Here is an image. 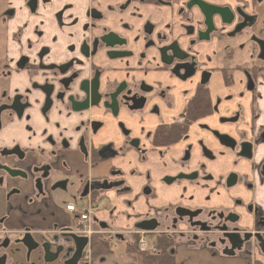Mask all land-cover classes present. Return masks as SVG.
<instances>
[{"label": "flooded vegetation", "instance_id": "1", "mask_svg": "<svg viewBox=\"0 0 264 264\" xmlns=\"http://www.w3.org/2000/svg\"><path fill=\"white\" fill-rule=\"evenodd\" d=\"M263 94L264 0H0V264H264ZM133 187L129 230L94 219Z\"/></svg>", "mask_w": 264, "mask_h": 264}, {"label": "crops", "instance_id": "2", "mask_svg": "<svg viewBox=\"0 0 264 264\" xmlns=\"http://www.w3.org/2000/svg\"><path fill=\"white\" fill-rule=\"evenodd\" d=\"M260 111V117L259 119L256 121V124L259 125H264V94H263V101L261 103H259L258 106V111ZM154 127V124H152L151 126L148 127V129H152ZM258 134V129L256 128L253 131V136ZM248 137H250V134H247ZM102 140V139H101ZM255 151H254V157H253V175H254V183L258 184V180L255 177V173H256V168L257 165L262 161L263 157H264V142H258L257 145L254 146ZM113 164V163H112ZM111 163H106L104 164V168H100L98 170H93L92 168L89 169L88 165H85V170L83 171L84 175H89L90 177H99L102 174L105 173L106 170H108V168L110 166H112ZM124 171L126 172V170L124 169ZM132 183H139V180L137 179H133L131 180ZM134 186V185H132ZM262 188V187H261ZM138 187L135 188L133 187V191L131 194H126L123 195L122 197L118 198L117 201L114 200V198L107 202V201H101L98 206L96 207L97 211L95 213V215H93L96 221H100L102 223H105L108 225V230H115V231H127L130 229V227L132 226V223L135 221V219L138 217L137 215H135L138 212H143L145 213L147 210V202L145 200H143L142 198H140L138 201L142 206V209H138L137 205H129L127 206L126 201H131L133 200V198L138 195ZM264 191V188H262V191L260 189V194ZM112 196V194H111ZM113 197V196H112ZM258 204H261L260 201L256 202ZM104 204H107L106 208H101V206H104ZM133 206V207H132ZM66 223L67 225L70 224V218L67 216L66 218Z\"/></svg>", "mask_w": 264, "mask_h": 264}, {"label": "rangeland", "instance_id": "3", "mask_svg": "<svg viewBox=\"0 0 264 264\" xmlns=\"http://www.w3.org/2000/svg\"><path fill=\"white\" fill-rule=\"evenodd\" d=\"M214 121L213 119H209ZM151 126V125H150ZM129 161V159H128ZM127 163V162H125ZM119 164V162H118ZM127 165V164H126ZM151 180L154 185H156V180L159 177V174L155 172V170H151ZM68 193L64 197L63 200V207L65 208V205L69 202L74 203L76 206H79L86 210V206L82 201L76 197L74 189L76 188V185L73 184V181H71L69 185ZM107 204H104V206H101V208H106ZM138 209H142V206L140 204H137ZM92 214L95 215V212L93 211ZM144 242L146 243V246L148 248H152L154 245V237L152 235L145 234L143 236ZM130 238L128 236H125L124 241L114 250L113 253V258L118 260L117 262H120V259L123 257V247L124 243L129 242ZM248 248V251L249 252ZM175 251H176V257L177 260L180 262V264H246L247 260L250 259V257H247V252L242 254L241 256H235V257H223L219 255L215 250H209V254H205L202 252H194L192 249L185 245H176L175 246Z\"/></svg>", "mask_w": 264, "mask_h": 264}, {"label": "trees", "instance_id": "4", "mask_svg": "<svg viewBox=\"0 0 264 264\" xmlns=\"http://www.w3.org/2000/svg\"><path fill=\"white\" fill-rule=\"evenodd\" d=\"M198 103L199 104H201L202 105V102L204 101L203 99V96L202 95H199L198 96ZM197 109H199L198 107H194V108H191V111H192V113H194V112H196L197 111ZM177 134V132L175 133V135ZM179 136V135H178ZM178 136H176V137H178ZM169 247H167V246H164L162 249H161V254L159 255V257H160V261H161V264H175V260H174V258L171 256V255H169L168 254V251H167V249H168ZM129 250H131V248L129 249ZM132 251H136L135 249H132ZM138 252V251H137ZM138 255H139V259L141 260V261H143L142 259H143V257H144V255H142V253H139L138 252Z\"/></svg>", "mask_w": 264, "mask_h": 264}, {"label": "built area", "instance_id": "5", "mask_svg": "<svg viewBox=\"0 0 264 264\" xmlns=\"http://www.w3.org/2000/svg\"><path fill=\"white\" fill-rule=\"evenodd\" d=\"M68 210H69L70 212H74V213L77 212V209H76L75 207H72V206H68ZM81 218H82L83 220H85V219H86V215L81 214Z\"/></svg>", "mask_w": 264, "mask_h": 264}, {"label": "water", "instance_id": "6", "mask_svg": "<svg viewBox=\"0 0 264 264\" xmlns=\"http://www.w3.org/2000/svg\"><path fill=\"white\" fill-rule=\"evenodd\" d=\"M109 188V186L108 185H106V187L104 188V189H108ZM140 227V226H139ZM140 229H144L143 227H140ZM233 253V251L231 250V251H229V252H227V254H232Z\"/></svg>", "mask_w": 264, "mask_h": 264}]
</instances>
